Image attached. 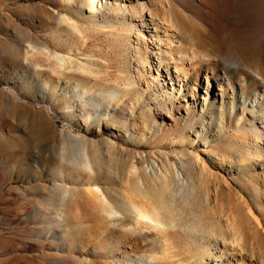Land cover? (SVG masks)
<instances>
[{"label": "rangeland", "instance_id": "1", "mask_svg": "<svg viewBox=\"0 0 264 264\" xmlns=\"http://www.w3.org/2000/svg\"><path fill=\"white\" fill-rule=\"evenodd\" d=\"M164 8L175 27L161 36L217 49L190 74L235 88L243 127L227 131L233 148L222 139L215 148L166 145L173 116L154 133L153 116L137 106L158 80L149 19ZM183 63L169 64L171 73L182 77ZM239 148L252 155L244 176L255 182L210 157L232 159ZM177 151L186 154L181 182ZM258 151L264 0H0V264H210L199 233L212 216L219 225L240 214L245 228L233 237L264 232ZM138 213L145 233L124 226ZM229 247L219 261L249 262Z\"/></svg>", "mask_w": 264, "mask_h": 264}, {"label": "bare ground", "instance_id": "2", "mask_svg": "<svg viewBox=\"0 0 264 264\" xmlns=\"http://www.w3.org/2000/svg\"><path fill=\"white\" fill-rule=\"evenodd\" d=\"M162 13L163 14L160 12H153L150 14L149 19L150 24H152L150 33L152 32V37L156 39L155 43H151H153L154 47L158 49L156 52H153L152 50V53L156 56L158 62V80L149 86L147 94L141 95L142 97L139 99L137 106H142V112L143 110L148 111L151 116H153L155 124L154 133L161 131V125L165 121V115L173 116L174 127L170 129L171 136L165 142L166 145L176 146L180 144L182 146L195 147L197 144H204L215 148L216 144L222 139L224 143L229 144L233 148L234 142L232 140L229 141V138L228 141L226 140L227 131L233 127L239 129L242 126L243 121V118L239 116L238 111L235 108V102L237 100L235 88L227 86L225 82L220 81L213 75H205L204 79L206 80V85L203 86V82L195 81L190 74V70H201L199 67L202 63H206L205 58L212 56L210 53H216L217 49L214 46L210 51H208V48L202 49L203 46H200L197 43L199 42L203 44V42L197 40L193 43L194 37H191L192 45L189 47L188 43L184 44L186 41L178 46L167 33L164 34V37L161 36L160 32H162L163 29L171 30L175 27L174 23L169 19L173 17L170 10L164 8ZM188 49H190L189 52ZM149 54L151 55V53ZM145 60L147 65L151 67L149 58L145 56ZM181 61H184L183 72L181 74L182 77H179V75H173L171 73L169 64H173L176 68ZM163 69L166 71V77L170 80L168 85H171L170 88L168 86V89L165 90L162 88V83L165 82L162 73ZM174 72L177 73V70ZM193 84L195 87H193ZM201 89H203L202 92ZM157 114L162 116V122H160ZM244 129L246 135H248L247 133L250 131L259 133L258 129L255 127L252 130L251 127H244ZM241 134H243V132ZM241 134L239 135L241 136ZM250 134L249 136H251ZM242 139L244 140V138ZM249 139L252 140V138ZM240 148L233 152L232 159H227L228 156L226 157L220 154H211L210 157L211 159H215L221 167H224L230 175H233L236 178L238 176L240 178H245V181L249 180L255 182L260 177H255L253 175L244 176V174H247L246 172H248L246 160L252 155L246 157V152L243 153L244 151ZM185 155L186 154H183L182 151H177L174 156L182 164L180 168L175 169L176 173L172 175L178 182L186 179L184 168ZM259 155L263 156L264 152L258 151L257 156L260 157ZM247 185L248 184H246V188ZM251 187L252 186H250V188ZM124 217L129 218V222L124 223V226L127 228H132V226H134L136 230L138 229L140 232L145 233L144 229L147 228L143 227L144 224L141 221L144 216H142L141 213L124 215ZM231 217L232 223H220L218 225L217 218L212 216L210 218L208 230L199 233L201 238L204 237L203 240L208 247H206L204 250L205 252L203 253L208 254L209 258L212 260L210 264H223V260L219 261L218 257H220V255H229V251L224 250L228 244L230 245L229 249L231 251L239 250V252H235L234 254H239V256L242 257L243 254L247 256L246 259H248L247 261L249 262H240L237 264H264V232L259 229L256 232V235H252L249 231L242 239L238 238L241 237V234L240 236L233 237V235L238 232L239 228L245 227L240 214L231 215ZM146 218L154 221L152 217L148 215H146ZM138 225L141 226V229L137 227ZM156 226L165 227L162 221H156ZM170 226L174 227L172 224H170ZM224 228L229 230L228 234L224 232ZM231 231L234 232V234H232ZM205 237L207 239H205ZM257 239L258 241L256 242ZM151 243L155 245L157 244V240H153ZM235 246L238 247L236 248ZM224 264L232 263L226 259Z\"/></svg>", "mask_w": 264, "mask_h": 264}]
</instances>
